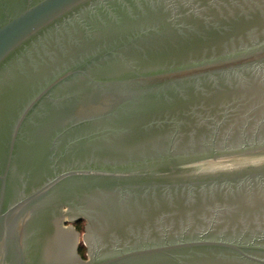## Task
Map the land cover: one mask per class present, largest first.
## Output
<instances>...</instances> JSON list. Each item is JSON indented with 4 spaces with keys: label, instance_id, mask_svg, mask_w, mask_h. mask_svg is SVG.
I'll return each mask as SVG.
<instances>
[{
    "label": "water",
    "instance_id": "95a60500",
    "mask_svg": "<svg viewBox=\"0 0 264 264\" xmlns=\"http://www.w3.org/2000/svg\"><path fill=\"white\" fill-rule=\"evenodd\" d=\"M160 2L176 15L177 0H0V264H264V213L221 227L229 205L218 204L179 226L163 216L154 226L159 234L135 220L125 225L132 219L125 207L139 196L264 199V118L239 128V141H230L232 128L229 138L215 133L200 150L194 134L182 145L188 139L180 127L189 120L173 114L195 115L200 107L189 104L211 92L199 91L206 83L216 90L264 83V0L225 1L248 15L255 10L263 25L247 16L252 28L242 38L180 62L145 67L128 55L167 50L145 40L146 27L98 38L135 19V7ZM133 125L176 128L149 145L117 150ZM149 204L148 214L158 208ZM80 220H87V258L73 226Z\"/></svg>",
    "mask_w": 264,
    "mask_h": 264
},
{
    "label": "flooded vegetation",
    "instance_id": "af4514ba",
    "mask_svg": "<svg viewBox=\"0 0 264 264\" xmlns=\"http://www.w3.org/2000/svg\"><path fill=\"white\" fill-rule=\"evenodd\" d=\"M225 1L227 0H188L187 2H184L183 0H177L178 10H176L177 12L174 16L172 15L169 6L164 2H160L154 8H151L150 6L148 7L146 5L144 6V11L142 12L140 9L135 7V19H127L126 17L125 23L122 27L110 26L107 30L101 31L98 38L104 39L110 37L113 34L118 35L128 32L133 30L135 26H138V29L141 30H143L144 27H146L147 30H152L151 32L147 33L148 36L145 37V40H148L149 42L161 41L162 46L167 50H157L152 54L146 52H129L128 54L129 56L132 54L133 56H139L140 61H143L142 63L145 65V67L150 65H154L155 67L157 64L163 65L166 62H180L184 59L200 57L204 54L206 55L211 53H207V50L218 47L220 44L222 45L231 39L237 40L242 38L241 36H243L249 28H252H246L247 16H250V24L256 28L263 25L260 18L261 14L255 12V10L249 13L250 15H248L237 6L231 7H237L238 9H230V7L225 4ZM213 2H221L223 3L221 4L223 6L219 8L218 5L214 4ZM179 25H186L187 30H179ZM215 25L224 27L232 26L236 28V34L229 35L227 32L221 34V32L216 30ZM192 27L197 29L190 30ZM221 45L218 47V49L221 48ZM192 87L194 90H198L195 89L194 86ZM205 88L206 89L199 91L203 92L205 90H210L211 92L208 93V95L201 96V98L195 96L194 98L197 99L193 100L191 102L192 104H189L193 107H200L195 115L192 117H187L185 115L186 113L184 112V109L182 108L176 109L173 112V114L176 115H174L176 120H181L182 122L185 120V118L189 120V124L184 125L182 123L183 125L180 127V130L184 133L183 135H187L186 139L189 140L188 141L183 138L184 140L182 141V145L184 147L186 144L187 146L191 144L190 138L193 137L192 135L194 134L197 139L196 148L202 150V143L203 141L205 142L208 137L218 133L219 138H229L227 135L229 133L228 130H231L232 128H234V132L233 136L229 138L230 141H239L241 135L239 128L245 124L250 126L257 119L264 118V116H262L264 113V83L252 84L249 88L240 86L237 83H234L233 86L230 87V85L227 86V84L224 83L223 85L219 84V87H216L217 90L214 89L213 86L207 85L206 83ZM207 115L211 119L208 122H204L203 119L206 118ZM133 127L136 130L134 132H130V134H132L129 135L127 139L124 138L118 143L119 146L117 150L125 152L131 145H136L137 147L141 144V142L144 143L145 141L146 144L149 145L153 140L152 138L156 137L155 135H161L165 137L170 132L173 133L174 129L176 128L173 127V125L163 128L155 126L154 128L152 127L151 132L146 131L145 128L144 131L146 132H141L143 131L142 127H139L138 125H133ZM217 130L219 131L217 132ZM138 148L136 149L139 150ZM188 189L189 188L174 190L188 191ZM200 191L202 192L203 190ZM138 192L141 194L144 191ZM156 192H159L160 195L164 193L162 189H157ZM170 197L171 196L165 195L148 197L139 196L140 200L136 203L133 202V198H130V202L133 204L131 205L132 209H129L130 204H128L125 208L130 211L129 215L132 217V219L126 221L125 225H128L135 220L134 224H136L139 228H144L147 224L152 226L154 229L153 232L155 234H159L156 233L157 227L154 226L157 225V221L163 216H165L164 220H170L173 218L175 220V226H179V221L182 218L184 220L188 214H193L194 218H199V216L202 214L211 213L209 211L214 209V207L218 204L224 207L225 204L229 205L227 208L225 207L226 209L221 215L222 219L224 220L221 227L223 225H228L230 227L232 225L238 226L240 225L241 220H253L255 215H261L264 213V199H262L260 196H256L253 202L248 201L243 195L236 197H226L221 194L209 196L202 195L198 191L195 192L193 197H189L188 200L186 199L185 195H176L172 196L171 198ZM149 203L156 204L158 207L157 210L151 212L150 214H148L149 212L147 209H150L152 205ZM144 210L147 211L145 212ZM112 213L116 214L117 209L115 210L114 208ZM104 214L105 213H101L102 216H104ZM200 221L201 219H198L197 223L201 224L202 221ZM114 224L118 225L117 222ZM124 229L125 227L123 225V228L120 231L121 235L127 233V231ZM168 230H170V228ZM173 230L175 231L177 228L173 227ZM200 230V228L197 229V226L190 228V232L196 234Z\"/></svg>",
    "mask_w": 264,
    "mask_h": 264
},
{
    "label": "trees",
    "instance_id": "16d2710c",
    "mask_svg": "<svg viewBox=\"0 0 264 264\" xmlns=\"http://www.w3.org/2000/svg\"><path fill=\"white\" fill-rule=\"evenodd\" d=\"M75 227L78 231H83L84 230V226H83V221H77L75 223ZM79 253L81 254V256H83L84 258H86V246L84 245V243H80L79 246Z\"/></svg>",
    "mask_w": 264,
    "mask_h": 264
},
{
    "label": "rangeland",
    "instance_id": "374dc122",
    "mask_svg": "<svg viewBox=\"0 0 264 264\" xmlns=\"http://www.w3.org/2000/svg\"><path fill=\"white\" fill-rule=\"evenodd\" d=\"M69 224L70 223H68L67 225H69ZM83 226H84V230L83 231H79V233H80V243H84L83 235L86 233L87 220H83ZM87 253H88V249L86 247V255H87ZM86 258H87V256H86Z\"/></svg>",
    "mask_w": 264,
    "mask_h": 264
}]
</instances>
